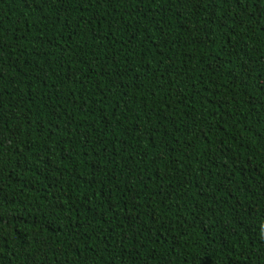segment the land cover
I'll return each instance as SVG.
<instances>
[{
    "label": "trees",
    "instance_id": "16d2710c",
    "mask_svg": "<svg viewBox=\"0 0 264 264\" xmlns=\"http://www.w3.org/2000/svg\"><path fill=\"white\" fill-rule=\"evenodd\" d=\"M0 264H264V0H0Z\"/></svg>",
    "mask_w": 264,
    "mask_h": 264
}]
</instances>
